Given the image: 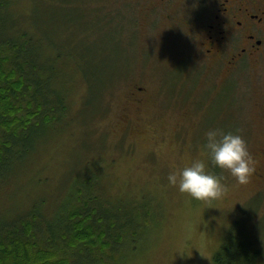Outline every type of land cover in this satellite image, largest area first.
Masks as SVG:
<instances>
[{
	"label": "rangeland",
	"instance_id": "1",
	"mask_svg": "<svg viewBox=\"0 0 264 264\" xmlns=\"http://www.w3.org/2000/svg\"><path fill=\"white\" fill-rule=\"evenodd\" d=\"M22 6L27 34L42 19L44 42L61 51L55 84L71 102L1 191L0 209L21 213L41 198L50 209L91 168L112 202L138 200L150 211L137 248L117 264H212L231 233L256 239L264 258V178L252 174L264 143L256 107L263 95L253 78L231 79L234 86L220 72L205 76L198 26L186 12L171 22L145 17L142 0H19ZM29 6L37 8L28 19ZM112 28H123L119 46ZM86 55L99 58L101 74L96 99L84 103Z\"/></svg>",
	"mask_w": 264,
	"mask_h": 264
},
{
	"label": "trees",
	"instance_id": "2",
	"mask_svg": "<svg viewBox=\"0 0 264 264\" xmlns=\"http://www.w3.org/2000/svg\"><path fill=\"white\" fill-rule=\"evenodd\" d=\"M18 1L0 0V194L47 138L48 130L54 131L69 114L71 102L55 84L60 79L61 51L44 42L42 19L32 23L35 30L28 24L27 34L20 21L24 18L20 12L27 8L19 10ZM30 8L28 19L37 7ZM110 24L107 18V27ZM121 32L123 28H112L110 37L117 46L123 43ZM98 59L80 58L84 103L94 101L100 88L94 85L101 74L94 69ZM89 169L86 176L71 180L68 194L50 209L43 198L21 213L16 207L0 209V264H117L137 248L149 224L146 203L112 202L102 190L100 172ZM263 260L256 239L231 233L214 253L212 264H264Z\"/></svg>",
	"mask_w": 264,
	"mask_h": 264
},
{
	"label": "flooded vegetation",
	"instance_id": "3",
	"mask_svg": "<svg viewBox=\"0 0 264 264\" xmlns=\"http://www.w3.org/2000/svg\"><path fill=\"white\" fill-rule=\"evenodd\" d=\"M186 2L191 10L182 8ZM142 3L145 17L157 15L173 22L177 14L180 17L179 13H188L195 27L198 26L197 44L205 76L220 72V77L230 79L232 84L241 76H251L263 95L256 107L264 125V0H142ZM261 138L264 139V133ZM253 156V163L260 166L252 174L264 178V143Z\"/></svg>",
	"mask_w": 264,
	"mask_h": 264
}]
</instances>
